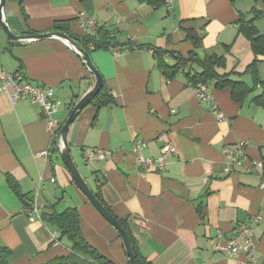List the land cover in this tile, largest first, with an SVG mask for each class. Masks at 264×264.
I'll return each instance as SVG.
<instances>
[{
  "label": "crops",
  "instance_id": "obj_1",
  "mask_svg": "<svg viewBox=\"0 0 264 264\" xmlns=\"http://www.w3.org/2000/svg\"><path fill=\"white\" fill-rule=\"evenodd\" d=\"M256 7L262 13L253 17L240 0L5 2L4 15L18 35L62 30L84 38L99 30L85 26L86 16L113 32L109 48L90 44L113 101L86 105L70 126L68 141L89 186L93 190L102 183L105 202L128 219L137 250L150 264H264V108L254 100L263 87L255 84L256 74L249 68L256 59L251 41L239 29L242 18L253 19L264 34V21L256 19L264 17V1ZM187 29L200 35L201 57L223 55L225 65L217 71L231 73L253 89L236 101L230 87L208 85L224 119L199 99L188 69L168 79L157 64L155 48L189 55L194 45L186 38ZM258 59L257 76L263 82L264 55ZM0 69L21 71L32 83L53 87L62 101L55 115L61 125L94 84L92 73L64 41L16 42L1 20ZM136 138L146 141L145 156L161 155L171 142L164 169L138 166ZM243 140L249 159L263 163L254 171L237 168L224 152ZM94 147L111 154L102 160L86 158L85 150ZM45 149L50 155L39 156ZM35 201L47 207L41 208V218L31 220L28 204ZM70 208L79 211L82 232L92 246L115 264H129L117 229L74 182L39 104L26 95L12 103L0 93V250L11 249V264H42L68 254L70 241L48 218ZM255 215L261 220L252 229V255L213 248L221 238L239 237L243 226L252 227Z\"/></svg>",
  "mask_w": 264,
  "mask_h": 264
},
{
  "label": "trees",
  "instance_id": "obj_2",
  "mask_svg": "<svg viewBox=\"0 0 264 264\" xmlns=\"http://www.w3.org/2000/svg\"><path fill=\"white\" fill-rule=\"evenodd\" d=\"M253 11L257 13V7H254ZM261 13L262 12H258L257 14ZM240 22L241 24L239 29L250 39L252 49L256 54V59L249 68L256 74L255 84H261L263 87L262 92L254 97V100L264 108V81L261 82L257 76V63L259 61L258 56L264 55V34L258 30L257 26L253 22V19L243 20L242 18ZM55 26L58 29H63V27L57 23ZM186 34V38L192 41L194 45V49L190 51L188 56H184L180 52L166 48H155L154 50L157 64L166 77L168 79H173L177 76L179 71L188 69L189 71L186 72V76L189 80V83L195 86H197L199 83H206L207 85H213L215 88L230 87L233 99L236 101H242L245 99V97L253 90L252 87L247 85L243 80L232 79L231 73L220 74L217 71V68L225 65V57L216 53L206 54L204 57H201L197 51L202 45V39L200 35L194 29H187ZM73 36L76 37L75 35ZM76 38H78L84 44V47L90 53L92 51V48L90 47L91 43L94 44L95 49H100L109 48L114 42V37H112L110 32L104 29L102 26H100L96 34H90L84 38ZM130 45L131 47L133 46V44ZM141 47L142 45L137 46V48ZM169 58L173 59L174 62H169ZM195 65L199 66L200 70L197 71L194 67ZM111 95L108 93V89L104 84L103 88L98 93V95L94 97L93 101L100 105L108 104L113 101ZM96 181L99 182L98 179H96ZM101 184L102 183H98L96 187L93 188L94 193L104 204V206L108 208V210H110L114 216L117 217L122 227L131 236L138 264H150L141 257L137 250L136 242L131 233L128 219L118 217L113 212L111 207L105 202L102 195ZM28 206L31 207L32 204L30 203ZM48 219L57 224L60 233L68 238L70 241L71 251L68 254L56 256L42 264H115L111 259L104 256L87 241L81 229V216L76 208H70L61 213H54ZM11 254V249L7 247L2 248L0 250V264H11Z\"/></svg>",
  "mask_w": 264,
  "mask_h": 264
},
{
  "label": "built area",
  "instance_id": "obj_3",
  "mask_svg": "<svg viewBox=\"0 0 264 264\" xmlns=\"http://www.w3.org/2000/svg\"><path fill=\"white\" fill-rule=\"evenodd\" d=\"M84 21V24L87 28L98 29L101 26L95 19L88 16L85 17ZM110 35L114 37L113 32H110ZM196 90L199 99L209 103L212 106L213 113L218 119L221 120L226 117L222 110H220L219 106L213 101L210 94V88L206 83H199L196 86ZM0 93H6L12 103H15L16 100L21 96L26 95L29 97L31 102L39 104L47 128L52 131L54 136H56V139L60 145V141L57 136L62 125L55 115L62 105V101L55 95L53 87L34 84L21 71L8 72L4 69H0ZM246 144L247 141L245 140L238 141L231 146L225 147L224 152L226 153L230 163L235 165L237 168L246 171H254L256 166H262L263 163L262 161H254L249 159L245 152ZM146 146L147 143L142 138H136L133 141V151L137 154L138 166L144 170H148L150 168L157 170L164 169L166 167V159L164 154L167 150L173 148L171 142H167L163 153L157 157L143 155V150L146 148ZM84 153L86 158L91 160H102L111 154L110 151H105L99 147L87 149ZM38 155L49 156L50 149L42 150ZM52 181H55V179H52ZM39 193L40 187H37L36 197L39 195ZM42 207H47V205L44 203L39 204L37 201H35L34 204L27 209L28 217L31 220H34L35 218H41ZM252 219L253 226H243L239 232V237L230 238L225 241H223L221 238L219 241L214 243L213 248L217 251H225L230 255L236 254L239 251H245L252 255V250L254 249L252 229L260 222L261 216L255 215ZM54 242H56V244L58 243L56 235H54Z\"/></svg>",
  "mask_w": 264,
  "mask_h": 264
},
{
  "label": "water",
  "instance_id": "obj_4",
  "mask_svg": "<svg viewBox=\"0 0 264 264\" xmlns=\"http://www.w3.org/2000/svg\"><path fill=\"white\" fill-rule=\"evenodd\" d=\"M6 0H0V20L2 23L3 28L9 35L10 39L13 41H34L40 39H48V38H55L64 41L70 48L73 50L82 60V62L86 65L89 71L94 76V84L93 86L79 99V101L74 105L71 113L69 114L68 118L66 119L65 123L62 125L61 129L59 130L57 138L60 141L59 149L60 154L63 158L65 165L68 167L74 182L78 186V188L86 195L89 201L94 205V207L100 212V214L110 222L119 232L120 237L123 241L126 253L129 258L130 264H138L136 254L134 251V244L132 241L131 236L129 233L122 227L120 221L114 216L108 208L104 206V204L100 201V199L96 196L94 191L89 186L88 182L82 175L81 171L79 170L76 162L74 161L71 151L70 145L68 141V130L74 120L76 119L77 115L80 111L88 105L96 95L101 91L104 86V78L94 60L92 58L91 53L84 47V44L72 34L62 31V30H54V31H47L44 33L38 34H24L18 35L14 33L4 15V6Z\"/></svg>",
  "mask_w": 264,
  "mask_h": 264
},
{
  "label": "rangeland",
  "instance_id": "obj_5",
  "mask_svg": "<svg viewBox=\"0 0 264 264\" xmlns=\"http://www.w3.org/2000/svg\"><path fill=\"white\" fill-rule=\"evenodd\" d=\"M257 3H258V0H240V4L243 5L244 7L248 8L249 7V10H252V16L255 17V14H254V7L257 6ZM253 6V7H252ZM258 20H263L264 21V17H258L256 18ZM258 92H262V90H257Z\"/></svg>",
  "mask_w": 264,
  "mask_h": 264
}]
</instances>
